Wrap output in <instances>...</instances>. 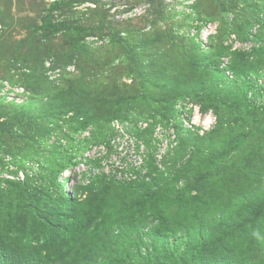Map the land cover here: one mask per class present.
<instances>
[{
  "label": "rangeland",
  "instance_id": "374dc122",
  "mask_svg": "<svg viewBox=\"0 0 264 264\" xmlns=\"http://www.w3.org/2000/svg\"><path fill=\"white\" fill-rule=\"evenodd\" d=\"M259 71L264 0H0V264H264ZM184 100L215 121L159 164ZM112 115L144 146L134 180Z\"/></svg>",
  "mask_w": 264,
  "mask_h": 264
},
{
  "label": "built area",
  "instance_id": "2783aa9c",
  "mask_svg": "<svg viewBox=\"0 0 264 264\" xmlns=\"http://www.w3.org/2000/svg\"><path fill=\"white\" fill-rule=\"evenodd\" d=\"M247 78L253 84V89L248 92L249 101L257 107L264 106V72L259 71ZM214 121L215 117L210 113L202 112L196 103L190 100L178 103L171 116L163 123L158 122L153 126V138L157 145L156 162L160 164L177 145L179 128L202 134L211 127ZM109 128L111 136L108 143L115 152L112 161L113 170L123 173L128 180H134L138 169H143L145 165L144 146L141 141H137L124 129L123 124L117 118L110 120Z\"/></svg>",
  "mask_w": 264,
  "mask_h": 264
},
{
  "label": "trees",
  "instance_id": "16d2710c",
  "mask_svg": "<svg viewBox=\"0 0 264 264\" xmlns=\"http://www.w3.org/2000/svg\"><path fill=\"white\" fill-rule=\"evenodd\" d=\"M197 29H199V26L197 27ZM256 74V73H255ZM242 82L245 84V85H249V88L252 86V85H250L251 83H252V81L250 80V79H248L247 77L246 78H243L242 79ZM262 107H264V106H262ZM200 109L202 110V112H204L205 111V107H200ZM173 111H174V108L172 109ZM173 114V112H171V114L170 115H168L166 118H168L169 116H171ZM112 118H114L115 116L114 115H112L111 116ZM27 118H30V116H28ZM241 139H243V135H240L238 138H236V143L237 142H239ZM226 148H227V146H224V150H226ZM73 163L72 162H70L69 160L68 161H66V162H64L60 167H59V169H58V173H61L64 169H66L67 167H69L70 165H72ZM67 182V179L65 178V179H63L62 180V183H61V189H62V187H63V185L65 184ZM73 192H74V190H73ZM74 194V193H73ZM62 253H60V255H61ZM61 257H59V258H57V260H55V263L56 264H61Z\"/></svg>",
  "mask_w": 264,
  "mask_h": 264
},
{
  "label": "clouds",
  "instance_id": "9594fccd",
  "mask_svg": "<svg viewBox=\"0 0 264 264\" xmlns=\"http://www.w3.org/2000/svg\"><path fill=\"white\" fill-rule=\"evenodd\" d=\"M253 235H256V236H258V235H259V233H258V232H254V233H253Z\"/></svg>",
  "mask_w": 264,
  "mask_h": 264
}]
</instances>
